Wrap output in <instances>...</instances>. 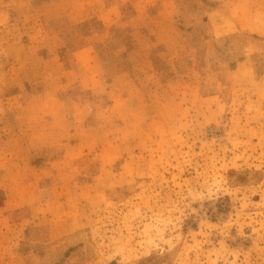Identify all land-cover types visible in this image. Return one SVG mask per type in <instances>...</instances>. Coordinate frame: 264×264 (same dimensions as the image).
<instances>
[{"label":"rangeland","instance_id":"obj_1","mask_svg":"<svg viewBox=\"0 0 264 264\" xmlns=\"http://www.w3.org/2000/svg\"><path fill=\"white\" fill-rule=\"evenodd\" d=\"M0 264H264V0H0Z\"/></svg>","mask_w":264,"mask_h":264}]
</instances>
